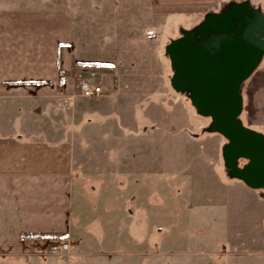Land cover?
I'll return each instance as SVG.
<instances>
[{"label": "rangeland", "instance_id": "rangeland-1", "mask_svg": "<svg viewBox=\"0 0 264 264\" xmlns=\"http://www.w3.org/2000/svg\"><path fill=\"white\" fill-rule=\"evenodd\" d=\"M5 5L65 10L80 54L110 68L103 77L113 88L98 103L71 117L50 112L52 136L72 141L73 214L78 206L89 226L83 245L93 255L72 260L250 264L243 253L264 250V189L230 176L221 155L227 140L210 131V116L195 111L187 90L171 87L164 48L177 25L149 14L146 0H0ZM260 68L239 86L237 120L264 139ZM30 116L44 125V116Z\"/></svg>", "mask_w": 264, "mask_h": 264}, {"label": "crops", "instance_id": "crops-1", "mask_svg": "<svg viewBox=\"0 0 264 264\" xmlns=\"http://www.w3.org/2000/svg\"><path fill=\"white\" fill-rule=\"evenodd\" d=\"M146 3L147 12L161 23L170 20L177 25V37L232 5L247 4L264 15V0ZM80 43L65 10L0 7V264H84L47 255V243L56 238L71 239V251L80 257L93 255L83 245L88 221L78 206L73 214V144L65 136H52L56 124L50 113L70 112L71 117L85 112L86 104L98 103L113 88L112 79L98 73L101 94H76V81L88 70L86 64L104 61L83 57ZM259 62L255 100L264 123V53ZM30 115L44 116V125L27 120ZM243 254L250 264H264V250Z\"/></svg>", "mask_w": 264, "mask_h": 264}, {"label": "water", "instance_id": "water-1", "mask_svg": "<svg viewBox=\"0 0 264 264\" xmlns=\"http://www.w3.org/2000/svg\"><path fill=\"white\" fill-rule=\"evenodd\" d=\"M164 52L173 71L171 87L187 90L195 111L210 116V131L227 140L221 155L230 176L249 188L264 189V139L237 120L239 86L264 53V15L247 4L232 5L171 40ZM238 160L246 162L238 167Z\"/></svg>", "mask_w": 264, "mask_h": 264}, {"label": "built area", "instance_id": "built-area-1", "mask_svg": "<svg viewBox=\"0 0 264 264\" xmlns=\"http://www.w3.org/2000/svg\"><path fill=\"white\" fill-rule=\"evenodd\" d=\"M76 94L83 98L96 97L102 92V78L94 70L88 69L86 73L76 81ZM73 241L68 238L53 239L46 245V253L51 257L72 260L77 254L71 251Z\"/></svg>", "mask_w": 264, "mask_h": 264}, {"label": "trees", "instance_id": "trees-1", "mask_svg": "<svg viewBox=\"0 0 264 264\" xmlns=\"http://www.w3.org/2000/svg\"><path fill=\"white\" fill-rule=\"evenodd\" d=\"M86 65H88V69H92V70L96 71L97 73H103L105 71L110 70L108 65L102 64V63H88ZM59 74H60V72H59Z\"/></svg>", "mask_w": 264, "mask_h": 264}, {"label": "flooded vegetation", "instance_id": "flooded-vegetation-1", "mask_svg": "<svg viewBox=\"0 0 264 264\" xmlns=\"http://www.w3.org/2000/svg\"><path fill=\"white\" fill-rule=\"evenodd\" d=\"M219 36H220V35H214V38H215V37H219ZM243 161H245V160H243ZM245 162H246V161H245Z\"/></svg>", "mask_w": 264, "mask_h": 264}]
</instances>
